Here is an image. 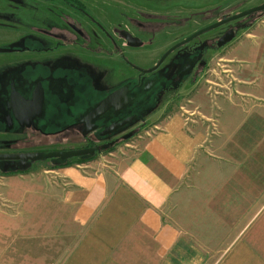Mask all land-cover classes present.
I'll return each instance as SVG.
<instances>
[{
	"label": "rangeland",
	"instance_id": "1",
	"mask_svg": "<svg viewBox=\"0 0 264 264\" xmlns=\"http://www.w3.org/2000/svg\"><path fill=\"white\" fill-rule=\"evenodd\" d=\"M68 2L0 0V6H4L3 9L0 8V47L16 50L0 52V73L9 67V61L15 62L18 58L16 55L30 56L32 51L52 45L53 40L49 35L57 27L73 30L81 24L89 32L91 39H99L103 35ZM263 2L264 0H107V5L99 0L88 2V9L96 13L93 12V16H90L95 22H102V27L112 37L114 28H122L136 36H149L140 26L145 28L148 27L146 22H152V30L156 33L152 36V43L143 47L149 50H129L123 42L125 59L103 52V72L97 75L103 76L102 79L97 78L94 83L91 82L92 78L85 79L77 73L75 76L71 75L75 87L73 92L67 93L69 95L65 94L68 97L66 100H63L64 96L56 98L52 90L44 85L48 96L44 103V113L35 119L32 129L21 130L17 123H10L7 119L0 122V154L79 149L84 143L76 137L75 124L81 117L82 109L97 105L114 83L119 82L122 77L121 81H125L133 73V68L126 60L133 65L147 66L172 43L216 22L223 12L231 15ZM100 5L106 7L100 9ZM254 14L256 12L242 17L245 19H236L227 24L239 25ZM255 17L256 22L248 30L240 31L229 43L210 53L206 68L194 83L184 82L176 93L170 94L152 112L155 114L162 109L154 122L171 112L180 111L185 118L199 117L210 124L203 156L191 163L187 183L182 184V189L173 199L176 204L185 205L177 210L178 219L191 230L189 232L195 236L196 242L208 254H221L226 250L223 249L224 245L235 239H243L245 226L251 218L249 212L255 206V201L250 198L246 188L248 184L244 182L260 181L261 184L255 183V187L258 188L257 192L264 191V135L256 132L247 137L243 134V125H240L234 135L225 138L227 136L221 135L216 120L213 119L222 109L218 111L216 108V98L219 96L224 101H233L232 105L235 106L226 107L221 112V128L226 126L232 130L242 115L243 103L237 92L238 89L242 92V87L238 85L234 67L245 63V55L243 50L237 53L236 49L245 41L248 42L252 31L264 23V11L258 12ZM179 21L183 22L178 23ZM226 27L227 25L216 27L215 30L203 33L201 38L220 33ZM107 39H110L109 36ZM103 41L109 48L108 41ZM59 52L61 55L69 53L66 46H61L56 53ZM36 56L33 57L35 60L38 58ZM75 56L78 59L80 57L77 54ZM90 63L93 69H100L97 57H91ZM24 67L25 65L20 64L17 68ZM118 71H123V75ZM201 88L209 101V107H214V114L209 119H205L201 107L191 101L196 93L195 89ZM228 115L232 118L231 123L225 122ZM149 124L147 120L142 121L140 118V121L129 125L123 133L128 132L133 138L140 128ZM214 138L219 141L218 147L211 145ZM64 159H0V264H63L81 240L84 227L74 220V208L68 202L67 177L57 172V169L50 168V164H60ZM75 162L76 159H72V163ZM29 168V171L21 173ZM260 223L264 224V208L246 232L247 238L248 233L254 231Z\"/></svg>",
	"mask_w": 264,
	"mask_h": 264
},
{
	"label": "crops",
	"instance_id": "2",
	"mask_svg": "<svg viewBox=\"0 0 264 264\" xmlns=\"http://www.w3.org/2000/svg\"><path fill=\"white\" fill-rule=\"evenodd\" d=\"M250 38L236 49L245 55V63L234 67L242 87L237 92L243 111L232 130L221 128L219 121L221 112L234 108V102L216 98V108L222 109L213 119L225 138L234 135L240 125L247 137L256 132L264 135V23ZM197 89L191 101L201 107L205 119L212 118L214 107H209L203 89ZM161 112L145 118L153 124L114 150L56 168L67 177L74 220L84 227L81 240L63 264H264V224L246 236L264 208V191L257 192L255 187L260 181L244 182L255 206L243 239L224 245L221 254H208L178 219L177 210L185 205L173 199L187 183L191 163L203 156L210 124L199 117L185 118L180 111L154 122ZM231 121L228 115L225 122ZM211 145L218 147V139Z\"/></svg>",
	"mask_w": 264,
	"mask_h": 264
},
{
	"label": "flooded vegetation",
	"instance_id": "3",
	"mask_svg": "<svg viewBox=\"0 0 264 264\" xmlns=\"http://www.w3.org/2000/svg\"><path fill=\"white\" fill-rule=\"evenodd\" d=\"M87 1L92 3L93 0ZM87 1L76 0L73 3L74 5H72L75 10L82 13V16L88 18L89 21L100 30L101 35L103 34L104 36H100L99 39L96 37L91 39L89 32L85 27L81 26V24L77 28L74 27L73 30L57 27L53 29L49 35L53 40L52 45L43 47L40 50L32 51L30 56L24 54L20 60L15 59L17 61L13 62L14 64L12 62L7 63L9 67L6 68L3 73H0V122L5 119L8 120L9 117H11L13 124L17 123L13 119L14 117L12 115V110L8 108L12 86L21 96L29 100L32 98L34 90L36 88L38 89L40 85L44 94L43 110L41 114L42 116L44 113V103L48 98L47 90L44 85L52 90L56 98L60 99L59 96H64L63 100H66L68 97H65V94L69 95L67 93L73 92L75 87V82H73L74 79L71 77V75L75 76V73H77L80 77L85 79L92 78L91 82L93 81L94 83H96L95 79H102L103 76L97 75L103 72V52L111 53V56H122V58L125 59L124 53L126 51L124 49L123 42L125 43V47H127L129 50H139L143 47L149 46L152 43V36H154L156 33L155 30H152L154 29L151 27L154 26L152 22L145 23L148 24V27L143 28L144 26H140V29L142 28L144 32L150 34L149 36H136L135 34L129 32L131 35L138 37L142 42V44L138 47H130L127 45L126 39L124 38L123 32L125 30L122 28H114L112 32L114 35L112 37L110 32H108L107 29H104L105 27H102V22H100L101 24L95 22V20L91 17L93 16L92 13L94 11L88 9L89 5ZM99 2H105L107 5V0H99ZM103 7L106 6L100 5L99 8L101 9ZM0 8L3 9L4 6H0ZM221 15V17L217 19L216 22L220 21L223 17L230 16V14L224 12ZM256 15L257 14H254L253 17L246 19L245 22L239 25H228L230 21L225 22L217 26L220 27L227 25V27L220 31V33L216 32L208 37L201 38L202 34L205 33L203 32L190 41H187L186 43L174 48L169 54L165 56V53L171 47L185 40L196 31L189 33L185 37L172 43L162 53L159 54L156 60L147 66H141L139 64L133 65L130 64L128 60H126L127 63L133 68V73L129 74L125 81H121L123 79L122 77L119 82L114 83V86H112L104 94L99 103L106 96L124 86L128 88L127 97L115 102L113 106H111V108L105 113L91 118L92 121L88 123L85 121V118L92 116L90 112L99 103L94 107H84L82 109L81 117L75 124V130L77 134L76 137L79 138L84 144L78 148H92L93 152L91 154L74 156L72 158H84L83 161L90 160L98 157L100 154H105L106 152L114 150L124 141L131 139L132 136H130L128 132L123 133V131L129 125L140 121V118L143 121L146 117L150 116L152 112L154 113V111L157 110L158 105L168 98L170 94L176 93L184 82L191 81L194 83L198 76L206 68L207 59L210 53L229 43L236 36H238L240 31L248 30L256 22ZM241 19L245 18H238V20ZM182 22L183 21H179L178 23ZM248 24L252 25L249 28H245V26ZM70 25L72 26L71 23ZM213 29L215 30L216 27ZM227 33L233 37L224 45H218L220 38ZM108 36L110 39H107ZM143 37H147V39L145 40ZM103 39L108 41V44L110 45L109 48L104 45ZM76 42H78V47H76ZM61 46L67 47V51L69 52L67 55L65 53L61 55L60 52L56 53ZM12 50L16 51L15 49ZM143 50L148 51L149 49L143 48ZM75 54L80 56L79 59L77 56H75ZM35 55L38 57L36 58L37 60L33 58ZM91 57L98 58V67L100 68L99 70L93 69L90 63ZM27 58L30 59L27 60ZM17 62L18 64H16ZM20 64L25 65V67L17 68ZM117 73L123 75V71H118ZM128 117L133 118L127 124L113 130L110 133L101 135V132L108 128L110 124L120 122L121 120ZM92 126H94L93 130L83 134L85 129ZM33 127L34 126L31 125V127H28L27 129H32ZM20 128L21 130L26 129V127ZM125 135H128V137L123 139V136Z\"/></svg>",
	"mask_w": 264,
	"mask_h": 264
},
{
	"label": "water",
	"instance_id": "4",
	"mask_svg": "<svg viewBox=\"0 0 264 264\" xmlns=\"http://www.w3.org/2000/svg\"><path fill=\"white\" fill-rule=\"evenodd\" d=\"M264 11V2L261 3L258 6L246 9L244 11L235 13L233 15H230L228 17H223L220 21L211 24L209 26H206L189 37H187L185 40L177 43L173 47H171L166 53L169 54L174 48L180 46L183 43H186L187 41H190L191 39L195 38L199 34L206 32L208 30H211L225 22L235 20L238 18L245 17L249 14L255 13V12H262ZM124 38L126 39V43L130 47H138L142 44L141 40L138 37H135L131 35L128 31H124ZM233 36L230 34H225L223 37L220 38L218 45L222 46L226 42H228ZM5 50H8L6 48L0 47V52H3ZM128 88L126 86L121 87L114 91L113 93L106 96L90 113L91 117L85 118V121L91 122L92 119L98 115H101L105 113L108 109L113 106V104L120 99H123L124 97H127ZM43 101H44V94L43 89L39 85V88L35 89L33 92V96L31 99H25L23 96H21L18 91L14 89L12 86L11 94H10V101L8 103V108L12 110L13 112V119L17 122V124L20 127H31V125H34L35 118L41 116L42 110H43ZM133 117H128L120 122L112 123L109 125L108 128L104 129L101 132V135L107 134L112 132L113 130L124 126L127 124L130 120H132ZM10 123L12 122L11 117L8 119ZM11 128V126H9ZM94 129V126L88 127L84 130L83 134H86ZM128 135L123 136V139H126ZM93 152L92 148H79V149H69V150H53V151H35V152H27V153H11V154H0V159H20V160H26V159H41L45 157H74V156H83L87 154H91Z\"/></svg>",
	"mask_w": 264,
	"mask_h": 264
},
{
	"label": "trees",
	"instance_id": "5",
	"mask_svg": "<svg viewBox=\"0 0 264 264\" xmlns=\"http://www.w3.org/2000/svg\"><path fill=\"white\" fill-rule=\"evenodd\" d=\"M69 2L68 3H70V4H73L76 0H68ZM74 5V4H73ZM76 6V5H75ZM77 6H78V4H77ZM263 12V11H262ZM257 14V13H256ZM252 24H248V25H246L245 26V28H249L250 26H251ZM12 50V49H11ZM72 159H75V158H68V159H65V160H63V162L62 163H60V164H50V168L51 169H56V168H61V167H65V166H68V165H70V164H72ZM83 160H84V158H78V159H76V162H83ZM30 170V168L28 169V170H23V171H21V173H24V172H27V171H29Z\"/></svg>",
	"mask_w": 264,
	"mask_h": 264
}]
</instances>
